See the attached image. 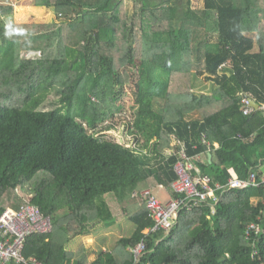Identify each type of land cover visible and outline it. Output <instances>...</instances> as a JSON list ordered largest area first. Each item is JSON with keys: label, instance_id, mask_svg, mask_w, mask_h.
<instances>
[{"label": "trees", "instance_id": "16d2710c", "mask_svg": "<svg viewBox=\"0 0 264 264\" xmlns=\"http://www.w3.org/2000/svg\"><path fill=\"white\" fill-rule=\"evenodd\" d=\"M12 1L21 0H0V211L28 202L52 224L50 242L30 235L24 256L43 264H264V204L252 202L264 187L226 190L214 204L182 210L167 235L146 234L153 219L133 196L170 190L175 158L162 153L173 137L190 156L210 154L196 167L215 183L264 176V31L254 34L251 19L264 16V0H203L201 8L190 0H133V8L126 0H56L51 8L68 20L59 26L6 22ZM195 72L211 92L194 93ZM128 84L136 102L130 132L144 138L143 149L154 141L152 155L89 132L114 116ZM240 94L258 108L243 114ZM108 193L135 230L88 262L84 248L67 247L90 222H107ZM253 222L260 232L245 239ZM142 240L136 263L126 248Z\"/></svg>", "mask_w": 264, "mask_h": 264}, {"label": "built area", "instance_id": "2783aa9c", "mask_svg": "<svg viewBox=\"0 0 264 264\" xmlns=\"http://www.w3.org/2000/svg\"><path fill=\"white\" fill-rule=\"evenodd\" d=\"M39 56V53H37ZM27 53L26 56H31ZM224 66V65H223ZM240 103L243 106V114L252 111L251 99L240 94ZM133 131V128H131ZM140 143V140H139ZM202 143L207 145L203 137ZM136 144L138 142L136 141ZM126 148H131L128 143ZM143 151L146 155L152 154V144L149 148H131ZM196 149V145L192 146ZM184 142L173 138L171 146L162 156L164 160L175 158L173 166L177 179L171 184L173 197L163 205L153 195L151 189H145L139 193L144 200L145 206L153 219V226L147 229L146 234L162 232L167 235L175 224L178 213L182 210L191 211L193 208L202 204H214L219 195L226 190H241L248 187H264V176L258 181L255 172L250 171L244 179L230 178L225 185L215 183L208 175H201L197 172L196 164L199 162L198 156H190ZM176 195V197H174ZM264 204V197L260 199ZM212 213L214 212L211 206ZM264 214V208L259 212L258 219ZM52 231L51 219L44 216L35 206L26 203L18 210L6 208L0 211V264H43L36 257L24 256V243L27 237L32 234L50 235ZM260 227L256 223H250L244 232L245 239H249L252 233L258 234ZM146 246L142 240L134 247L130 248L135 262H139L145 254Z\"/></svg>", "mask_w": 264, "mask_h": 264}, {"label": "rangeland", "instance_id": "374dc122", "mask_svg": "<svg viewBox=\"0 0 264 264\" xmlns=\"http://www.w3.org/2000/svg\"><path fill=\"white\" fill-rule=\"evenodd\" d=\"M56 0H45L44 6H36L33 4L31 0H21V1H12L10 4L13 6V14L10 16L5 17V21L8 23L16 24V25H47V26H53V25H63L66 24L64 22L63 16L61 14H57L55 10L51 8V6L55 3ZM130 7L133 8V0H126ZM188 0H184L183 3L186 4ZM191 7H197L201 8L203 7V0H190ZM251 16V19L253 20V23H256L257 29L255 30L254 34L264 31V17L261 16ZM71 16H74L72 14ZM70 16V17H71ZM191 35L188 33H182V39L185 41V39L188 37L190 38ZM211 41H215V39L212 37ZM184 47V46H183ZM179 48H181L179 46ZM25 54V52H22V56ZM38 55V54H37ZM40 56V53H39ZM223 68L227 69L229 68V64L224 66ZM222 68V69H223ZM221 73V72H220ZM225 73V72H224ZM158 79L165 80L170 83L171 76L168 74H165L164 72H161L158 74ZM192 82L194 83L193 91L194 93H206L211 92V85H213L210 81H207L204 77L199 76L198 73H193L192 75ZM93 99V98H92ZM94 100V99H93ZM136 108V102H135V94L134 90H132V85H126L123 89L122 95L117 97L116 104L114 108V116H111L110 118L106 119L105 123L100 125V128L98 129V138L103 139L105 141H112L115 143H118L120 145H123L125 147L126 143L130 145L131 148H137L138 144H136L135 139H133V136L130 135L131 129V121L133 119V113ZM107 127H112L110 132H107ZM89 131L92 132L91 129ZM124 138V140H121V138ZM144 140H140L139 145H143ZM151 144H148V148ZM153 195L157 198L158 201H160L163 205L168 203L171 199L172 193L169 189L164 187H158L153 189ZM113 195V194H112ZM118 208V207H117ZM119 217V215H118ZM124 230L125 228L128 229V236L131 235L135 227L134 225L129 222L128 220H124ZM118 230V229H117ZM119 235H122V232L116 231V234L114 237H118ZM113 237V236H112ZM86 238V237H83ZM74 240H71L70 243H72ZM110 248L113 247V241L112 244L109 245ZM109 248V249H110Z\"/></svg>", "mask_w": 264, "mask_h": 264}, {"label": "crops", "instance_id": "0c3cea01", "mask_svg": "<svg viewBox=\"0 0 264 264\" xmlns=\"http://www.w3.org/2000/svg\"><path fill=\"white\" fill-rule=\"evenodd\" d=\"M255 16H257V15H255ZM258 16H260V15L258 14ZM157 72L161 73L162 71L159 69ZM99 128H100V126L96 127L94 130H92V132L94 133V135L96 137H98L97 131ZM110 130H106V131L110 132ZM89 132H91V131H89ZM130 135L133 136V139H135V141H137L138 144H139V140H144V138L140 135H137L135 137L133 134H131V132H130ZM203 137H205V136H203ZM203 137H202V139H203ZM124 138H126V137L121 138V140H124ZM173 138H172V141H173ZM172 141H171V143H172ZM153 142L150 143V144H152V146H153ZM171 143H170V146H171ZM206 146H208V143ZM207 152L208 151H206V153ZM197 156H198L199 162L204 163V164L208 163L209 159L211 157L210 154H205V153L199 154ZM151 190L153 191V189H151ZM139 193L135 192L133 194V196L139 195ZM172 197H173V195L171 196V198ZM102 200H103V202H104V204H105V206L109 212L110 218L107 219V222H104L103 220H100L97 218L93 222H90L89 224H87L86 232L84 234H78V235L73 236L71 238V240H74V241L72 243H69V245L67 247V251L69 253H75L77 250L84 248L88 262L95 261L101 253H105V254L112 253L114 251L115 247L117 246L118 240L123 239V238H129L133 234L132 233L131 235L128 236V234H129L128 229L125 228V230H124V226H125L124 220H128V219L122 213V211L118 205V202L116 201L115 195L114 194L112 195L109 193L105 194L103 196ZM252 202L254 204H256L259 202V199L254 198V199H252ZM118 215H119V217H118ZM116 231H118V233L121 231L122 235H119L118 237H114L116 234ZM83 237H86V238H83ZM50 240H51V234L45 235L44 243L48 244L50 242ZM112 241H113V247L110 248L109 245L112 244ZM126 251L131 253L129 247L126 248ZM63 264H73V259L70 257L69 259H66Z\"/></svg>", "mask_w": 264, "mask_h": 264}, {"label": "water", "instance_id": "95a60500", "mask_svg": "<svg viewBox=\"0 0 264 264\" xmlns=\"http://www.w3.org/2000/svg\"><path fill=\"white\" fill-rule=\"evenodd\" d=\"M251 105L253 108L257 109L258 108V104H256L254 101H251Z\"/></svg>", "mask_w": 264, "mask_h": 264}]
</instances>
